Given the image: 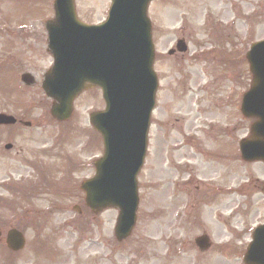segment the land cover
<instances>
[{
  "label": "rangeland",
  "instance_id": "rangeland-1",
  "mask_svg": "<svg viewBox=\"0 0 264 264\" xmlns=\"http://www.w3.org/2000/svg\"><path fill=\"white\" fill-rule=\"evenodd\" d=\"M74 2L78 19L89 25L104 21L110 6V0ZM52 3L0 0V113L20 121L0 128V185L39 186L40 175L29 162L58 186V192L48 190L40 199L26 196V201L20 193L14 197L0 188V198L19 201L16 211L0 209V264H243L242 252L222 254L219 247L244 250L250 239L234 238V226L263 223L264 164H245L233 156L238 138L248 137L253 120L239 115L237 93L241 96L248 82L243 75L238 87L234 75L240 67L221 59L234 52L232 42L243 51L264 39V0L149 4L159 87L137 176L136 222L120 243L113 233L118 211L90 214L79 190L102 156L101 140L89 124V114L103 110L100 91L81 94L69 120L57 123L41 89L52 66L44 29L53 18ZM180 38L187 52L183 58L169 57L167 51ZM24 73L33 77V85L20 82ZM5 144L11 150L4 151ZM71 163L78 167L69 170ZM30 219L36 232L24 229L25 248L11 257L4 250L5 234L16 221ZM203 233L211 248L201 254L194 239ZM39 241L49 253L33 252Z\"/></svg>",
  "mask_w": 264,
  "mask_h": 264
},
{
  "label": "water",
  "instance_id": "water-1",
  "mask_svg": "<svg viewBox=\"0 0 264 264\" xmlns=\"http://www.w3.org/2000/svg\"><path fill=\"white\" fill-rule=\"evenodd\" d=\"M150 1L112 0L107 21L86 26L77 21L73 0H55V20L46 24L54 65L46 73L42 89L54 101L51 116L59 122L67 120L73 99L83 89H102L106 110L91 114L90 122L102 137L103 157L95 163V177L82 183L81 190L92 213L108 207L119 209L118 241L129 235L135 221V178L145 153L156 89L146 17ZM178 48L184 51L183 45ZM259 50L262 54L257 55ZM247 58L253 82L243 97L241 112L257 121L251 126L250 138L241 142L240 151L244 161L264 162V43L253 46ZM22 81L32 84L27 74ZM14 123V118L0 114V125ZM6 243L17 251L24 241L12 230ZM244 263L264 264V226L254 232Z\"/></svg>",
  "mask_w": 264,
  "mask_h": 264
},
{
  "label": "flooded vegetation",
  "instance_id": "flooded-vegetation-1",
  "mask_svg": "<svg viewBox=\"0 0 264 264\" xmlns=\"http://www.w3.org/2000/svg\"><path fill=\"white\" fill-rule=\"evenodd\" d=\"M181 39H183V38H181ZM184 40V39H183ZM193 45V44H192ZM231 45L233 46V50H234V52L231 54V53H229L228 55H229V57L232 59V60H234V64H236V68H238L239 69V67H240V69L241 70H239V71H236V73H235V75H234V80L236 81V83H237V86L239 87L240 86V84H241V77H243V75H244V77H245V81H247V82H249V84L251 83V81H252V76H251V74L249 73V69H248V64H247V60H246V54H247V52H248V50H249V48H250V46L252 45V43H250V45H249V47L246 49V50H244V51H241V49L240 50H238L237 48H238V46H240V44L238 43L237 45L236 44H234V42H232L231 43ZM194 53H192L191 54V56L193 55ZM177 55L178 56H180L181 58H183V55L184 54H173V56H170V57H174L175 56V58H178L177 57ZM194 56V58H197V56L198 55H196V54H194L193 55ZM242 65H244V66H246L247 67V70L245 71H243L242 70ZM240 92V91H239ZM237 96L240 98L241 96H240V93H237ZM240 140H241V138H238V141L237 142H240ZM234 157L235 158H238V154H237V152L236 151H234ZM27 164L30 166V167H32V168H34V169H36L37 170V172L39 173V175H40V183H39V186H38V184H37V190L33 193L35 196L34 197H36L37 199H40L41 197L40 196H43V195H45V194H48V192L49 191H47L46 190V188H45V185H44V182H43V178L45 177V172H44V169H39L38 168V166H36V165H34V164H32V163H29V162H27ZM40 167V166H39ZM1 187H3V189L5 190V191H7V192H10L11 194H13V196L14 197H17V186L12 182V183H9V184H5V185H3V186H1L0 185V188ZM248 194V192L246 191V192H243V195L244 196H246ZM16 199V198H15ZM14 198H12L11 200H5V199H2V198H0V205H4V204H6V205H14L15 203H16V200H15ZM245 199H247V198H245ZM1 223V222H0ZM16 223H17V225L16 226H18L19 228L22 226V225H20L19 223H18V221H16ZM234 228L235 229H237L236 231H234L233 232V237L234 238H237V240L238 239H241V238H243V237H245V236H248V237H250V236H252V233H253V230H254V227H250V228H248V227H246V224L245 223H243V222H238V224H236V226H234ZM29 229H32L33 230V232H35V229H33L32 227L31 228H29ZM3 237H2V234L0 233V240L2 239ZM4 240H5V238H4ZM35 246L36 245H34L33 247H32V250L35 248ZM194 247L196 248V246L194 245ZM197 249V248H196ZM198 251H199V249H197ZM224 251V250H223ZM242 251V249H241V247H234V245H227V247H226V250L224 251V252H226V253H229V254H233V253H236V254H238L239 252H241ZM200 252V251H199ZM18 253H20V252H18ZM18 253H14L13 254V256H17L18 255ZM201 254H203L202 252H200Z\"/></svg>",
  "mask_w": 264,
  "mask_h": 264
}]
</instances>
